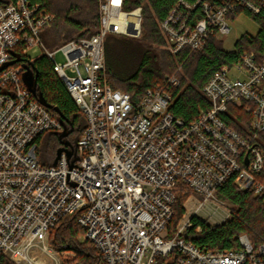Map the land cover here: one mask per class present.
Returning a JSON list of instances; mask_svg holds the SVG:
<instances>
[{
	"label": "built area",
	"instance_id": "built-area-1",
	"mask_svg": "<svg viewBox=\"0 0 264 264\" xmlns=\"http://www.w3.org/2000/svg\"><path fill=\"white\" fill-rule=\"evenodd\" d=\"M199 8L201 17L194 18ZM255 15L264 0H229L212 6L180 0L161 24L172 54L200 51L208 38L231 32L229 13ZM99 30L55 51L41 33L56 17L31 0L0 4V69L31 47H41L65 84L86 125L75 145L65 146L57 163L38 158L39 137L61 133L54 111L25 86L22 63L0 72V256L13 264H62L64 252L50 244L52 229L76 216L83 239L102 264H264V244L255 248L246 234L236 249H202L184 235L193 217L214 201L229 180L241 191L264 197V63L243 53L217 70L203 88L210 109L186 123L169 111V76L134 102L108 81V35H141L142 8L124 9V0H98ZM57 53L64 63L55 59ZM229 107L252 115L249 134L223 120ZM71 151V155L68 152ZM187 194L185 214L174 229L176 194ZM200 231V227L197 228Z\"/></svg>",
	"mask_w": 264,
	"mask_h": 264
},
{
	"label": "trees",
	"instance_id": "trees-1",
	"mask_svg": "<svg viewBox=\"0 0 264 264\" xmlns=\"http://www.w3.org/2000/svg\"><path fill=\"white\" fill-rule=\"evenodd\" d=\"M10 0H0V4L7 5ZM180 0H124V9L131 11L142 8L141 35L137 42L128 43L125 47L140 53L138 59L106 44L105 57L108 81L114 89L129 93L137 102L148 89L164 85L169 76H176L180 82L177 88L170 91L172 101L169 111L186 123L197 119L202 112L210 109L209 100L203 94V88L213 74L224 65L232 66L240 56L247 52L253 53L257 63H264V11L253 14L243 9L229 13L228 20L239 14H245L253 19L259 30L255 35L244 34L235 44L233 51H226L217 34H212L205 47L200 51L184 50L178 55L171 53L166 35L161 24L170 11ZM188 4H196L198 0H183ZM212 6L223 5L229 0H203ZM41 4L56 20L45 30L41 37L49 49L59 48L68 41L87 38L99 30L98 0H31ZM199 8L194 18L199 19ZM140 51V52H139ZM20 48L15 55L20 56ZM23 59L26 57L20 56ZM127 59V58H125ZM38 72L37 89L46 101L59 109L66 120L70 132L67 140L75 145L81 136L85 125V117L77 108L65 84L53 69V64L47 57L32 61ZM58 117V114L54 112ZM223 120L228 126L242 135L249 134L252 115L241 108L229 107ZM46 135H56L52 143L47 144L48 158L46 163L53 164L58 151L65 148L60 133H46L37 140L38 148L41 139ZM259 147L264 151V132L259 133ZM38 151V150H37ZM50 158V159H49ZM264 181V170L258 176ZM217 196L232 206L231 218L217 226L193 217L194 227L187 231L184 237L202 249H236L239 246L238 237L246 234L255 248L264 244V197L256 195L252 190L241 191L233 180H229L221 187ZM188 195L178 192L174 204V216L170 228L174 229L185 214L183 208ZM200 227V231L197 228ZM84 230L79 226L76 216H65L52 229L50 244L58 252H70L75 255L72 260L63 264H102V258L95 247L83 239ZM0 264H13L0 256Z\"/></svg>",
	"mask_w": 264,
	"mask_h": 264
},
{
	"label": "rangeland",
	"instance_id": "rangeland-1",
	"mask_svg": "<svg viewBox=\"0 0 264 264\" xmlns=\"http://www.w3.org/2000/svg\"><path fill=\"white\" fill-rule=\"evenodd\" d=\"M50 26V25H49ZM48 26V27H49ZM229 26L231 28V32L227 35H221L218 38L222 41L224 50L230 52L235 49L236 42L244 35H255L259 30V25L251 19V17L245 15V14H239L234 19L229 20ZM139 37H128L123 35H108L105 40V46L106 44H109L112 47H115L120 51L126 53V56L124 60L130 59L128 56H135L137 59L140 56V53H134L135 51L132 48H126V45L128 43H135L137 42ZM45 43V42H44ZM46 46V44H45ZM46 48L50 51H55V49H49L47 46ZM140 52V51H139ZM45 55L44 50L41 47H31L29 48L26 53L25 57L27 60L35 61L36 59L42 57ZM55 59L58 63H64L65 57L62 53H57L55 55ZM56 135H46L41 139V142L39 144L38 148V158L40 162L44 166L52 165L51 161L48 163L44 162L48 158V153L46 152L47 144H51L52 141L55 139ZM50 159V158H49ZM54 164V163H53ZM217 203L214 201L208 202L203 209H201L197 213V217L208 222L210 225H220L226 221H228L232 216V206L226 202L221 200L217 196ZM75 258V255L70 252H64V261L72 260ZM62 262V264H63Z\"/></svg>",
	"mask_w": 264,
	"mask_h": 264
},
{
	"label": "water",
	"instance_id": "water-1",
	"mask_svg": "<svg viewBox=\"0 0 264 264\" xmlns=\"http://www.w3.org/2000/svg\"><path fill=\"white\" fill-rule=\"evenodd\" d=\"M16 58L12 61H10L9 63H7L3 68L0 69V72L17 63H23V67L25 69V71L23 72L22 75V79L23 82L25 84V86L27 87V89L36 97V99L39 101V103H41L42 105L46 106L47 108L53 110L54 112H56L59 116V120L60 122L64 125V130L60 133V140H63V144L65 146L71 147L72 148V144L67 141L64 140L65 138H67L70 134V132L68 131V128L66 126V120L65 118L61 115V112L59 111V109L53 107L52 105H50L46 99L43 97V95L41 93H38V89H37V77H38V72L35 71L34 69V64L32 61L27 60V59H23L20 56L15 55ZM65 150V148H62L58 151L57 154V158L55 160V164L57 163L58 159L61 156V153ZM68 155H71V151L68 152Z\"/></svg>",
	"mask_w": 264,
	"mask_h": 264
},
{
	"label": "flooded vegetation",
	"instance_id": "flooded-vegetation-1",
	"mask_svg": "<svg viewBox=\"0 0 264 264\" xmlns=\"http://www.w3.org/2000/svg\"><path fill=\"white\" fill-rule=\"evenodd\" d=\"M23 64V63H22ZM65 139H67V138H65Z\"/></svg>",
	"mask_w": 264,
	"mask_h": 264
}]
</instances>
